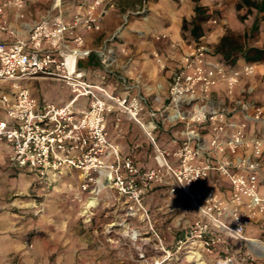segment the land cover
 I'll return each instance as SVG.
<instances>
[{
	"label": "built area",
	"instance_id": "built-area-1",
	"mask_svg": "<svg viewBox=\"0 0 264 264\" xmlns=\"http://www.w3.org/2000/svg\"><path fill=\"white\" fill-rule=\"evenodd\" d=\"M65 1L53 0L49 13L30 26L26 39L0 40V82L9 85L8 90L0 91V141L11 149V165L29 171L46 187L64 175L78 173L85 207L89 200L100 199L101 191H111L128 205L129 216L148 220L161 244L145 200L155 188L167 187L170 195L181 194L197 213L177 235L176 252L185 251L188 258L198 251L234 264L232 243L247 245L248 228L264 213V129L258 134L248 129L253 124L264 125V111L252 102L254 87L242 85V77L255 76L257 65L243 59L235 65L225 63L204 35L182 47L171 44L179 56L159 115L167 125L180 128L182 140L169 153L158 148L149 133L156 167L143 169L109 141L107 119L117 110L143 127L144 97L137 94L128 100L115 96L104 86L106 74L100 83L92 82L79 67L92 54L84 48L79 29L101 30L105 7L98 8L105 0H91V4L80 0L72 23L64 20ZM11 6L24 18L25 0H0L1 31L8 30L6 9ZM130 14L134 15L129 12L125 21ZM211 22L217 24L216 19ZM154 38L160 41L167 36ZM115 39L114 35L107 42ZM96 55L106 73L117 61L107 44ZM157 61L162 70L167 69L165 60ZM37 77L61 81L70 89L71 99L62 106L37 101L22 84ZM218 88L224 97L221 101L213 97ZM82 99L87 106L80 104ZM242 151L248 154H240ZM216 175L229 183L227 199L215 187L200 190L202 183ZM99 205L89 207L85 215H93ZM255 255L249 249L243 261L253 262Z\"/></svg>",
	"mask_w": 264,
	"mask_h": 264
},
{
	"label": "rangeland",
	"instance_id": "rangeland-1",
	"mask_svg": "<svg viewBox=\"0 0 264 264\" xmlns=\"http://www.w3.org/2000/svg\"><path fill=\"white\" fill-rule=\"evenodd\" d=\"M52 1L25 0L24 18L18 16L22 12H19L16 8L12 6L11 9L7 8V24L15 23L18 17L29 30L35 21L49 13ZM67 1L71 3L80 0ZM242 1H199V5L212 11L202 23L203 34L204 36L206 34L210 36L209 34L214 33L209 41H211L215 54L221 59L223 58L216 53L215 48L225 35L238 40L245 49L258 48L264 51V12H257L255 9L248 10L243 6ZM113 2L115 7L109 13L120 16L125 14L126 10L136 12L138 10L137 6L143 4L142 0H114ZM145 4L146 11L143 18L140 17L141 15L130 14L128 19L142 23L149 21L150 24L157 25L163 22L169 23V17L176 12L178 18L183 19L182 37L191 42L190 30L193 28L191 23L195 12L190 17V7L194 11L195 0L188 2L189 5L182 3L180 0H146ZM186 17L189 19L187 20ZM214 19L217 20L216 25L211 22ZM184 20L187 21L185 25ZM254 22L258 23V28L255 30L252 28ZM183 26H185V29H183ZM220 27L223 28V32L218 31ZM219 33L222 34L221 37L218 36ZM104 36V33L98 36L94 43L97 48L102 45ZM154 36L157 35L152 32L141 31L139 45L148 49L152 41L161 44L168 41V37L166 40L158 41ZM216 40L218 41L216 42ZM165 44L170 45V42ZM129 45L135 47L138 44L131 43ZM236 55H239V53H235ZM256 65L255 76L253 78L242 77V85L244 88L254 87V93L251 96L252 102L256 106L262 107L264 111V59L257 62ZM26 83L30 85L36 97L50 98L57 105L61 104L58 102L69 101L71 98L68 87L61 81L34 79L26 81ZM4 86V83L0 82V88H5ZM0 116L3 117L1 110ZM251 126L248 129L257 134L258 131L264 129V125L261 123ZM15 174L13 176H16ZM14 181L9 180V192L5 193L0 200L5 204L4 210L9 211L12 217L16 219L18 216H22L20 219L26 228L24 252L34 249V246L30 247V245L32 243L34 245L38 237L41 240L45 237L50 248V254L45 259L41 257V254L34 258H30L26 253L22 257L14 255L10 264H158V262L162 264H194L188 260V254L185 251L176 252L175 242L172 243L170 240L165 243L161 235L163 226L179 218L181 214L177 213L178 210L173 211L171 208H164L163 212H159L155 207L156 202L153 201L151 204L145 202L151 224L163 240V244H161L156 235L150 230L148 220L141 217V215L129 216L127 213L128 205L116 196L107 200L106 204L101 203L93 215L86 216L83 213L85 195L81 191V179L76 172L60 177L50 187H46L37 180L33 182V178L26 173H22V177L17 178L16 183L18 184L15 185ZM24 186L27 187L26 190L22 189ZM172 197L173 195L169 193L163 194V203L166 202L170 206ZM37 208L44 209V214L41 212L39 216L33 217L31 210ZM27 215L28 218H33L31 221L34 222L35 228L32 229L30 228L31 224H26ZM258 218L259 221L248 228L246 235L264 242V213L260 214ZM161 223L163 224L161 225ZM126 229L137 230L140 233L139 240L132 241L125 236L124 231ZM173 232L177 236L181 233V230H173ZM231 247L232 254L237 262L264 264V260H258L257 262L256 260L253 262L243 261L249 253L248 246L245 243L239 245L234 242ZM163 248L169 252L166 253ZM202 255L206 264H228L223 258L215 255L207 253H202ZM237 262L234 264H237Z\"/></svg>",
	"mask_w": 264,
	"mask_h": 264
},
{
	"label": "crops",
	"instance_id": "crops-1",
	"mask_svg": "<svg viewBox=\"0 0 264 264\" xmlns=\"http://www.w3.org/2000/svg\"><path fill=\"white\" fill-rule=\"evenodd\" d=\"M113 1L114 0H105L104 5L98 8V10L101 11V9L105 7V11L101 16V30L99 32H88L81 28L79 29V32L85 38L84 48L92 51L91 56L80 61L79 67L92 82L100 83L102 76L106 74L107 78L104 86L115 96L128 98V100H131L137 94L144 97L146 106L144 111L141 113V122L143 127L126 114L113 110L108 114L107 119L108 139L111 143L118 147L122 156L132 157L139 167L143 169L155 168V146L148 134L151 133V136L155 139V145L158 148L169 153L175 151L179 147L182 140L180 128L171 127L164 123L159 115V112L163 108V104L166 101L169 91L173 64L179 56L170 45L174 44L182 47L184 43H186V40L182 37L183 19L178 18L176 12H174L173 15L169 17V23L163 22L161 24L154 25L150 24L149 21L144 23L140 21L134 22L130 19L125 21V16L132 11L126 10L125 14L122 16L109 13L111 9H114L115 7V3ZM180 1L186 5H189L188 2H191V0ZM203 1L204 0H200V2ZM142 3V6H137L138 10L136 12H132L134 15H141V18L145 16L146 0H142ZM88 4H91V0L88 1ZM9 9H11V7H9ZM78 11L79 1L71 3L65 1L64 20L67 23H72ZM193 13L194 11L190 7V17ZM186 19L188 20L189 18L186 17ZM19 21L20 19L17 17L15 23L8 25L7 31L0 30L1 41L10 43L17 40H24L28 37V28L24 23H21V21L19 23ZM141 31L152 32L156 35H166L168 37V41L165 43L170 42V45L152 41L151 46L146 49L145 47L139 45ZM103 33L105 36L103 38L102 45L97 48L94 43L96 42L98 36ZM114 35L116 36L115 41L107 42L108 39ZM209 35L210 36L206 34L208 39H210L214 33ZM218 36L221 37L222 34L220 35L219 33ZM217 41L218 40H216V42ZM131 43H137L138 45L131 47L129 45ZM105 44L113 49L117 60L111 67V70L107 73L101 65L100 58L96 55V52L101 47L105 46ZM158 58H162V60L166 61V70L161 69L157 61ZM242 62L243 60H240L238 63ZM34 79L48 80L42 77ZM22 84L30 89L33 97L37 101L41 103L52 102L57 105V103L50 98H44L43 96L40 98L36 97L32 92L30 85L27 84L26 81H23ZM4 85L5 88H0V91L8 90L9 85ZM69 92L72 97L70 89ZM213 97L219 101L223 100L224 97L222 90L218 88L214 91ZM67 102L68 100L58 102L61 103L58 106H62ZM80 104L82 106H87V100H80ZM152 114H155V117H153ZM240 154L244 155L248 154V152L242 151ZM11 155L12 153L9 145L5 141H0V198L4 196L5 193L9 192V180H15L14 184H18L16 183L17 178L22 177V173H26L31 176L33 178V182L36 180V177L29 171L13 167L11 165ZM169 161L174 163L172 157H170ZM14 173H16V176H13ZM210 187H215L220 192L222 197L225 199L228 198L229 183L225 179L217 177L216 175L212 179L202 183L200 190H206ZM26 188L27 187L24 186L22 189L26 190ZM167 193V187H157L147 196L145 202H149V204L153 201L156 202L155 207L157 210L169 207L173 209V211H179L177 213H180L181 215L178 219H176V221L172 220L170 224L163 226V229L161 228V235L163 236L165 243L170 240L173 243L176 241L177 237L173 230L183 231L186 222L194 221L197 218V213L185 202L184 197L179 193L173 195L172 204L170 206H168L169 204H166V202L163 203V194ZM115 196V193L111 191H101L99 195L101 201L100 204H106L107 200L113 199ZM4 206V202L0 200V264H10L12 256L20 255L22 257L24 256V253L28 254L30 258L38 257L40 254L43 259L47 258L50 254V248L48 243H46L45 237L42 238L43 240L38 237L35 240L34 245L33 243L31 244L32 247L34 246V249L24 252L26 247L24 240L26 228L23 226L24 223L20 219L22 216L16 215L19 218L17 217L15 219L9 211L4 210ZM44 211V209L37 208L31 210V214L33 217H36L39 216L41 212L44 214ZM83 213H85V209L83 210ZM32 219L33 218H28V215L26 216V224H31L30 228L33 229L35 228V225L34 222L31 221ZM257 221H259V218ZM162 224L163 223H161V225ZM253 224L256 223L254 222ZM255 254L256 262L258 260H264V254L259 252H256Z\"/></svg>",
	"mask_w": 264,
	"mask_h": 264
},
{
	"label": "trees",
	"instance_id": "trees-1",
	"mask_svg": "<svg viewBox=\"0 0 264 264\" xmlns=\"http://www.w3.org/2000/svg\"><path fill=\"white\" fill-rule=\"evenodd\" d=\"M200 0H195V16L192 20V29L190 30L191 40L198 41L204 34L202 23L207 19L209 11L205 7L199 5ZM243 6L248 8V10L255 9L257 12H264V0H243ZM187 21L184 20V25ZM252 28L255 30L258 28V23L254 22ZM185 29V26H183ZM215 51L218 55H221L223 61L229 65H235L237 61L243 59L247 63L256 64L264 59V51L258 48L245 49L238 40H234L225 35L222 37L219 45L216 46ZM235 53L239 55L235 56Z\"/></svg>",
	"mask_w": 264,
	"mask_h": 264
},
{
	"label": "bare ground",
	"instance_id": "bare-ground-1",
	"mask_svg": "<svg viewBox=\"0 0 264 264\" xmlns=\"http://www.w3.org/2000/svg\"><path fill=\"white\" fill-rule=\"evenodd\" d=\"M100 202H101L100 199L89 200V204L87 205V207H85V213L84 214L87 213L86 210L89 207L96 206V205H98V203L100 204ZM123 229H124V227H123ZM124 234H125V236L129 237V239L132 241H138L139 237H140V233L137 230L126 229L124 231ZM247 245H248L250 251H252L254 253L259 252V253L264 254V245L259 240H256L254 238H249V240L247 241ZM188 260L193 261L194 264H206L201 253L198 251L191 253V255L188 257Z\"/></svg>",
	"mask_w": 264,
	"mask_h": 264
}]
</instances>
